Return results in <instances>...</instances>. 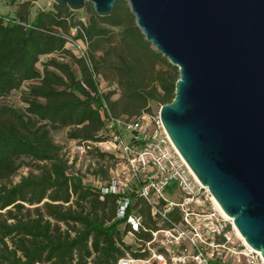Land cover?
I'll return each instance as SVG.
<instances>
[{"label": "trees", "instance_id": "trees-1", "mask_svg": "<svg viewBox=\"0 0 264 264\" xmlns=\"http://www.w3.org/2000/svg\"><path fill=\"white\" fill-rule=\"evenodd\" d=\"M33 6L24 1L16 17L0 15V264H119L128 254L147 258L148 253H133L124 242L130 230H121L126 220L117 219L118 197L86 186L52 135L70 129V140L100 144L106 140L99 138L104 99L117 117L152 113L151 104L161 107L175 99L180 70L152 49L123 0L110 17L98 16L87 5L88 23L74 22V11L55 3L32 20ZM74 28L79 29L76 39L89 41L87 59L66 49ZM54 54L70 60H51L39 71L41 58ZM74 63L80 77L72 70ZM101 76H114L118 99L113 98L117 91L100 92ZM27 83V107L9 106L7 99ZM96 152L102 159H115ZM21 160H30L38 173L13 184ZM132 197L129 212L143 218L137 239L145 244L170 224L160 227L149 205L135 192ZM171 219L177 222L180 216L173 212Z\"/></svg>", "mask_w": 264, "mask_h": 264}, {"label": "water", "instance_id": "water-1", "mask_svg": "<svg viewBox=\"0 0 264 264\" xmlns=\"http://www.w3.org/2000/svg\"><path fill=\"white\" fill-rule=\"evenodd\" d=\"M112 16L119 0H53ZM180 70L163 126L199 182L264 258V0H123Z\"/></svg>", "mask_w": 264, "mask_h": 264}, {"label": "built area", "instance_id": "built-area-1", "mask_svg": "<svg viewBox=\"0 0 264 264\" xmlns=\"http://www.w3.org/2000/svg\"><path fill=\"white\" fill-rule=\"evenodd\" d=\"M81 22L86 23L85 20ZM78 31V28L72 29L67 41L75 55L87 59V38L74 40L71 37ZM97 81L99 83V79ZM81 84L83 89L91 92L88 84L83 81ZM99 90L103 93L100 84ZM91 95L95 96L93 92ZM99 112L104 123L99 138L106 140L95 145H110L105 152L110 149L117 152L123 168L116 169L115 175L97 189L102 196L118 197L117 219L126 220L124 226L129 227L128 234L132 237H137L144 229L143 218L134 210L129 212L134 205L133 192L149 205L151 215L160 227L170 224L168 228L153 232L152 240L140 251L147 253L149 250L151 256L138 260L126 257L120 259L119 264H136L138 261L143 264H217L222 261V249L231 241L229 221L202 208L203 201L213 200L212 195L170 139L162 123L161 111L132 118L117 117L104 99ZM91 144L77 142L76 153L87 155ZM178 196L180 199L175 201L173 198ZM173 212L180 216V221L171 219Z\"/></svg>", "mask_w": 264, "mask_h": 264}, {"label": "rangeland", "instance_id": "rangeland-1", "mask_svg": "<svg viewBox=\"0 0 264 264\" xmlns=\"http://www.w3.org/2000/svg\"><path fill=\"white\" fill-rule=\"evenodd\" d=\"M24 1H33L34 6L30 10L31 12V19L33 20L35 16L38 14L39 11L42 10H52L53 9V0H0V15L6 16V17H16L17 12L20 10V5ZM128 3V2H127ZM129 5V4H128ZM15 6L18 7V9H15ZM16 10V11H15ZM74 22L76 21H82L85 20L86 23L90 20V14L85 10L82 9V11H74ZM69 36V35H68ZM74 40H77L76 37L71 36ZM68 49L72 50L73 47L68 44ZM152 49L155 51L154 47L152 46ZM57 59L60 62H69L70 57L66 55H60V54H54L53 56H43L38 64L39 71H42L44 68V65L51 61ZM72 70H74L78 77L81 76V70L79 65L72 64ZM31 83L25 84V86L22 88V90L15 91L11 94V96L7 99V103L9 106H13L15 108L25 109L27 107V102L24 101L23 92H26L29 88ZM99 84L102 87V92L104 94H108L114 91H117L114 95V99H118L120 95L118 84L114 81V76L110 78V80H107L105 77L101 76L99 77ZM160 105L151 104L152 113H159L160 111ZM69 133L70 129L66 130H59L56 132H53V141L55 144L61 145L64 148L63 153L67 156V158L70 159L71 164L74 163L73 172L79 174V176L82 178L83 183L87 186H92L99 188L107 182L109 179H111L115 174L114 172L116 169H122L123 168V161L120 159L119 154L113 151V149H110L108 153L113 155L115 159L106 158L102 159L98 157L96 149L99 151L105 152L107 148H110V145H104V146H97L95 144L90 145V150L87 153V155L79 156L75 151V146L78 142V140H70L69 139ZM107 152V151H106ZM21 168L17 171V176L13 179V184L18 183L21 181L22 178L28 177L30 173H38L36 165L32 164L30 160H21L19 162ZM30 165V166H29ZM103 171L101 174L100 171ZM175 201H178L180 199V196L173 198ZM202 208H204V211H214L218 213L220 216H223L218 210L216 209L213 200L211 201H203ZM224 217V216H223ZM225 218V217H224ZM229 221V220H228ZM229 230L231 232V241L226 245V248L222 249V261H220L217 264H253L254 262L256 264H264V261L262 260L261 256L258 255L255 252H251V250L248 248V246L242 241L236 231V227H234L233 223L229 221L228 223ZM125 226L121 227V230L124 231ZM238 230V229H237ZM124 242L127 246H130L132 248V252L141 251L146 248V245L139 242L137 237H132L129 234L124 235L123 237ZM221 242V241H217ZM223 242V240H222ZM163 250H159V252H163ZM147 253L149 256L152 255V253L147 250ZM127 258L136 259L131 254L126 256ZM138 260V259H136ZM136 264H143L141 262H137Z\"/></svg>", "mask_w": 264, "mask_h": 264}, {"label": "bare ground", "instance_id": "bare-ground-1", "mask_svg": "<svg viewBox=\"0 0 264 264\" xmlns=\"http://www.w3.org/2000/svg\"><path fill=\"white\" fill-rule=\"evenodd\" d=\"M212 198H213V197H212ZM213 202H214V205H215L216 209L218 210V212H220V213H221V214H222L227 220H229V221H231V222L233 223V220H232L231 218H229V217L226 215V213L223 212V210L220 208V206L218 205V203H217V201L215 200V198H213ZM236 231H237V234H238L239 238H240L242 241H244V239H243L242 236L240 235V233H239V231L237 230V228H236ZM244 243L248 246V244L246 243V241H244ZM248 248L251 250V252L253 251V252L257 253L258 255L262 256L259 252L255 251L254 249L250 248L249 246H248ZM262 259H263V261H264V258H262Z\"/></svg>", "mask_w": 264, "mask_h": 264}, {"label": "crops", "instance_id": "crops-1", "mask_svg": "<svg viewBox=\"0 0 264 264\" xmlns=\"http://www.w3.org/2000/svg\"><path fill=\"white\" fill-rule=\"evenodd\" d=\"M22 3H23V2H22ZM22 3H21V4H22ZM15 9L17 10V9H18V7H17V6H15ZM16 10H15V11H16Z\"/></svg>", "mask_w": 264, "mask_h": 264}]
</instances>
